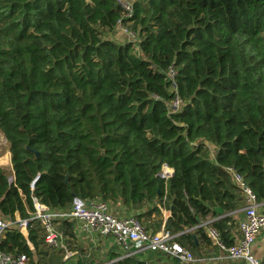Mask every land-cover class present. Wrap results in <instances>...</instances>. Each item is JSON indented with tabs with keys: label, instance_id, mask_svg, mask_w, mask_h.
<instances>
[{
	"label": "trees",
	"instance_id": "trees-1",
	"mask_svg": "<svg viewBox=\"0 0 264 264\" xmlns=\"http://www.w3.org/2000/svg\"><path fill=\"white\" fill-rule=\"evenodd\" d=\"M130 1L126 15L116 0H0V134L10 158L0 217L29 219L33 198L55 210L100 199L145 229L163 224L192 253L194 235L211 242L202 223L212 217L231 245L245 205L233 173L264 199V0ZM118 25L134 39L114 38ZM56 222L74 242L76 220ZM66 246L76 264L164 255L86 261V248ZM45 247L35 221L27 236L15 221L0 242L31 264Z\"/></svg>",
	"mask_w": 264,
	"mask_h": 264
},
{
	"label": "built area",
	"instance_id": "built-area-1",
	"mask_svg": "<svg viewBox=\"0 0 264 264\" xmlns=\"http://www.w3.org/2000/svg\"><path fill=\"white\" fill-rule=\"evenodd\" d=\"M126 11V15L131 12L130 0H116ZM122 27L121 25H118ZM127 36L134 39V34L122 27ZM129 40V39H128ZM169 76L173 79L174 71L169 70ZM181 104L178 96L170 103V109L177 110ZM172 175V169L167 165H162L159 176L167 180ZM234 181L242 188L245 199L243 217L237 223L240 237L231 245H225L219 232L205 223L206 234L209 240L219 250L223 251L231 259H240L245 264H261L260 260L253 253V245L256 236L264 230V203H259L256 195L245 185L242 178L233 173ZM11 180V178H10ZM34 212L29 219L16 218L20 231L27 236L28 221H35L39 224L44 243L47 247L62 249L65 258L72 255L64 242V234L58 228V219L73 218L76 220V232L89 238H98L111 235L120 248V257L133 256L141 251H159L175 258L182 264H190L195 261V257L190 250L181 246L175 241V236L161 227L155 232H149L133 216H119L114 213L110 204L100 199H81L75 197L68 210H55L40 203L33 198ZM15 221L0 217V242L6 230L14 225ZM0 264H27L24 254L14 255L0 249Z\"/></svg>",
	"mask_w": 264,
	"mask_h": 264
},
{
	"label": "crops",
	"instance_id": "crops-1",
	"mask_svg": "<svg viewBox=\"0 0 264 264\" xmlns=\"http://www.w3.org/2000/svg\"><path fill=\"white\" fill-rule=\"evenodd\" d=\"M214 152V151H213ZM9 156V152H8ZM10 158H7V161H9ZM5 160L4 166H0L1 168L5 169L6 166H8V162ZM259 203H264V199L259 201ZM245 206V205H244ZM244 206L233 215V218L235 220L232 232L234 236V242L237 241L240 237L239 231L237 229V223L238 221L243 217V209ZM164 217L168 216L169 211L162 209ZM113 212L118 214L119 216H125L128 215V213L124 210L122 206H117L113 208ZM215 218H209L204 223L208 225L209 222L214 220ZM61 226V225H60ZM161 227V226H160ZM149 232H155L156 230H152L151 228L146 229ZM74 237H75V245H79L81 247L87 248L91 246L92 244H98V242H101V254L104 255L108 251H113L116 253H119L121 250L119 246L116 244L114 237L111 235L98 237V238H89L83 235H79L76 230L73 231ZM193 239L195 240V244L197 246L196 249H194V252L192 253L195 257V261L190 264H245L243 260L240 259H231L225 253L221 250H219L212 242H204L200 241L196 235L193 236ZM253 253L254 255L260 260V262L264 259V230L260 231V233L256 236L254 245H253ZM76 252H73V254ZM65 259V258H64ZM173 260H176L175 258L169 257L167 254L162 255L157 263L158 264H173Z\"/></svg>",
	"mask_w": 264,
	"mask_h": 264
},
{
	"label": "rangeland",
	"instance_id": "rangeland-1",
	"mask_svg": "<svg viewBox=\"0 0 264 264\" xmlns=\"http://www.w3.org/2000/svg\"><path fill=\"white\" fill-rule=\"evenodd\" d=\"M114 38H117V40H120V41H124V40H127V39H131L127 36L125 30L120 27V26H117L116 29H115V32H114ZM8 148H7V144H6V141H5V138L3 137V135L0 134V166H4V162L5 160L7 161V158H8ZM8 163V166H6V170H10V160L7 161ZM67 245L69 244H72L73 246H75V241L72 242V243H69L67 241H65ZM93 247L91 248L87 246V252H88V255L83 258L84 260H88L87 257L89 258H92L94 260H98L100 258H104V255L101 254V242L99 241L98 244H92ZM76 246H79V245H76ZM46 251L47 252L43 258H42V261H40L38 264H76L78 262V259L80 257L78 256H75L73 254V250L72 248L68 247L70 252L72 253V255L66 259L65 258V253L64 252H61V249H52V248H48V247H45ZM66 260V262H65ZM174 261V262H173ZM173 264H178L175 260H173ZM27 264H31L29 262H27Z\"/></svg>",
	"mask_w": 264,
	"mask_h": 264
}]
</instances>
